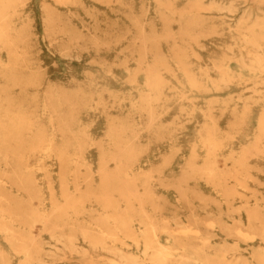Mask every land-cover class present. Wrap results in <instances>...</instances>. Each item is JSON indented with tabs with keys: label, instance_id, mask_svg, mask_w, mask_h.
<instances>
[{
	"label": "rangeland",
	"instance_id": "rangeland-1",
	"mask_svg": "<svg viewBox=\"0 0 264 264\" xmlns=\"http://www.w3.org/2000/svg\"><path fill=\"white\" fill-rule=\"evenodd\" d=\"M173 1L180 12L187 6L184 0H168L170 3ZM201 2L206 8H219L220 21L218 18L207 21V24L214 22L219 32L221 27L226 26L223 22L230 23V30H238L240 34H244L245 27H251L255 20L262 21L264 26V0ZM157 7L153 0H0V223L4 222L2 214L12 216L10 229L17 236L25 232L30 212L41 206L50 209L51 193L59 195L62 188L68 187L71 191L76 188L72 183L60 180V156L54 153L53 148L46 147L51 134L47 120L54 118L52 104L57 101L76 104L75 94L89 98L87 102L90 106L86 109L70 107L79 120L73 125L74 129L84 133L85 139L81 141L89 142L83 149V155L92 173L91 181L87 187L81 184L80 189L107 187L108 184L100 180L99 168L113 169L116 159L124 158L99 156L101 151H123L108 147L106 139L111 129L107 122L136 128L130 133L137 136L130 141L129 148L132 151L143 150L142 133L145 129L142 124L146 120L132 109L141 106L140 98L147 92L144 74H139L140 64L135 52L134 58L124 55H129L137 46L132 26L145 13L147 31L165 25V17L157 15ZM166 8L160 7L162 11ZM227 43L229 46L228 40ZM226 50L229 56L236 59L245 56L243 52H254L251 48L236 46ZM223 54L215 55L221 60ZM208 55L201 56L205 60ZM251 81L250 78L243 93H251L262 86ZM224 94L223 98L229 95L228 92ZM52 95L56 98L52 99ZM149 103L154 111L152 129L160 130L149 140L148 153L140 154L139 164L126 166L132 175H137L133 193L127 195L110 183L113 189L108 190L106 201L98 203L96 195L91 193H88L89 197L77 195L75 202L84 204L87 212L73 220L68 219L65 229L73 228L68 223L88 222L107 211L109 214L106 215L118 214L127 220V238L124 240L119 235L124 243L116 244L117 248L122 252L129 251L131 258L146 264H150L151 251L143 250L154 238L153 228L157 242L173 255L168 257L170 263L188 255L184 243L205 250L209 264H221L222 261L264 264V260L259 259L264 251V241L258 239L264 231V158L258 164L249 165L244 172L241 168L240 174L216 181L211 178L215 165L205 163L208 151L199 143L212 126L201 122L205 119L202 115L211 111L214 117L223 118L219 129L227 134L220 159H224L228 152L237 155L247 142H256L251 138L256 136L257 108L251 115L247 114L246 121L251 126L240 125L235 130H229L225 121L231 120V113L241 115L244 106L253 105L240 100L221 106L201 103L177 107L155 102L154 99ZM57 110L70 119L65 115L69 112L67 109ZM190 113H194L196 118L190 124L199 128L188 129L187 132L185 129L181 138L173 140L174 125H179L174 123L175 120L182 124V118ZM183 124L188 125L186 122ZM192 131L199 135L194 142L198 145L199 159L204 161L198 166L199 172L202 177H211L201 185L180 187L176 179L186 173L188 166L181 162L166 166L162 161L170 158V152L175 148L173 142L184 145L191 138ZM54 141L56 145H65L73 143L74 139L61 141L56 136ZM158 142L163 146L155 150L154 145ZM45 150L51 155H41ZM190 152L180 148L175 153V160L188 157ZM232 165L227 162L225 167L232 169ZM146 175L153 176L149 185L145 182ZM48 177H51L50 184L46 181ZM61 182H64L62 186ZM108 203L113 206L102 209ZM51 241L49 236L45 242ZM135 242H138V247ZM76 243L77 254L70 262L59 258L63 252L69 253L64 242L55 243V247L52 242L46 245L49 251L44 264H121L114 254L91 249L80 238ZM11 248L12 245L0 232V261L3 259L9 264H18L21 255Z\"/></svg>",
	"mask_w": 264,
	"mask_h": 264
},
{
	"label": "bare ground",
	"instance_id": "bare-ground-1",
	"mask_svg": "<svg viewBox=\"0 0 264 264\" xmlns=\"http://www.w3.org/2000/svg\"><path fill=\"white\" fill-rule=\"evenodd\" d=\"M166 1V2H164ZM153 0L158 6L157 15H164L165 25L162 27L155 26L153 29L146 30V22H148L146 13L144 16L138 19L136 25L132 26V30L137 40V46L133 48V52L129 55H124L134 58V52L137 54V62L140 64V73L144 74V86H146V93L140 98L141 106L132 109V112L140 114L141 118L146 122L142 124L144 128L143 136V150H131L130 141H133L137 135L130 134L136 128L127 127L125 124H117L115 122H107L110 126V132L107 135L106 142L108 147H117L123 150L99 152V156L105 158L123 157V160L116 159L114 162L115 167L108 169L106 167H100L98 173L102 183H107V187L98 188L97 190H82L83 186H89L88 182L91 180V170L87 167L86 157L83 155L84 147L89 144L88 141H81L85 139V135L82 132L76 131L73 125L79 120L74 111H70V107L78 109H86L90 105L88 104V97L83 94H75L74 98L78 100L76 104L68 105L66 102H56L52 104L54 111L53 119H48L47 123L50 127V139L46 147L53 148L54 153L60 156L59 170L61 174V181L70 182L76 186L75 190L71 191L68 187L62 188L59 195L54 193L50 194L52 205L50 209L45 206L39 207L36 211L28 214L29 223L20 236H17L14 231L10 229L12 216L4 217V222L0 223V232L5 236V239L12 245L11 250L16 254L21 255V259L18 264H44L46 262L49 249L46 245H52L55 247V243L64 242L68 248L69 253L61 254L59 257L64 261L74 259L76 253V240L86 241L91 249L102 250L109 254L117 256L121 264H146L143 261L130 257V252L120 250L116 244L121 243L119 237L123 239L127 238L126 235V221L119 217L118 214H109L104 211V214L99 215L97 219H90L82 221L76 224H70L73 228L66 230L68 219L84 215V204H80L76 201V197L87 196L88 193L96 195V201L98 203L106 201L108 196V190L115 189L124 191L127 195L133 193L134 180L137 175H132L131 171L126 166L138 165L141 161V153H148L149 140L152 135L157 134L160 129L153 130L152 125L154 123V111L150 108V100L161 104H167L169 106H190L199 105L205 103L208 105H223L227 102L242 101L246 102L252 107H245L240 113H231V120L225 121L229 130H235L238 126L249 127L251 126L249 121H246L247 114L251 115L252 111L257 108V116L259 120L254 125L256 136L251 139H255L256 142H247L243 149L235 155L229 152L225 155L224 159H220L219 154L224 148V142H226L227 134H224L219 127L223 124V118L214 117L212 112H207L202 116L203 124L210 123L207 132L201 137L199 142L201 147L208 151V158L205 163H212L215 166V172L212 175V179L218 181L226 177L240 174V169L249 168L251 164H258L260 159L264 158V26L260 20H255L251 27H245V33L240 34L239 31H231V25L228 22H223L226 26L221 27L220 32L216 29V24L211 22L207 24L208 20L220 21L221 14L219 8L215 6L204 7L201 0H184L186 7L180 10L175 6L174 2H168V0ZM228 1V0H227ZM237 1V0H234ZM240 1V0H239ZM249 0H241L246 3ZM173 5V6H172ZM166 8L164 11L160 7ZM204 10L210 11L205 13ZM204 12V13H203ZM218 13V14H217ZM248 24V22H244ZM207 25H209L207 27ZM227 40L229 46H227ZM231 46L251 48L254 52H243L245 56H241L236 59L233 56H229L227 48L230 50ZM222 59L218 60L215 54H222ZM210 54L204 60L201 55ZM241 53V55H243ZM233 64V68L231 67ZM140 76V75H139ZM253 84H260L259 88H255L251 93H243L242 90L247 85L250 78ZM135 79V75H132ZM228 92L226 98L224 93ZM234 94V95H233ZM52 99L56 98L55 95L51 96ZM63 108L69 111L65 115L70 116V119L65 117L62 112L57 109ZM74 116V119L72 117ZM195 114L190 113L182 118L183 123L176 119L173 129V140L175 137L181 138L184 130H193V128H199L198 125L190 124L195 120ZM55 123L57 126H55ZM173 123V124H174ZM190 124V125H189ZM163 130V129H162ZM185 132V133H186ZM223 132V134H222ZM191 138L183 145L182 142L174 143V150L170 152V158L162 161L163 165H179V162L183 165H187L188 169L186 173L182 174L176 183L180 187L202 184L208 181L209 176L202 177V173L199 172L198 166L204 164V161L199 159L197 154L198 145L194 140L199 137L196 132H191ZM60 137L61 141H66L73 138V143H67L65 145H56L54 138ZM53 139V141H52ZM225 140V141H224ZM162 142V141H160ZM155 144V150H158L163 145ZM91 144V143H90ZM170 144V143H169ZM101 147V145H99ZM186 148L190 152L187 157L175 160V153L180 148ZM170 148V147H169ZM41 155H51L48 151H43ZM40 155V156H41ZM235 155V156H234ZM237 157V160H234ZM140 160V161H139ZM227 162L232 163V169H227L225 164ZM239 169V171H238ZM153 176L146 175V185L152 182ZM47 183H51V177L47 178ZM110 183H113V187ZM64 182H61V186ZM148 187V186H146ZM153 187V186H151ZM177 189V188H176ZM93 191V192H91ZM179 192V190H177ZM57 197L59 199H57ZM59 200V201H57ZM104 205V204H103ZM102 206V205H101ZM113 205L110 203L102 206V209L111 208ZM104 209V210H105ZM154 210H158L155 208ZM205 211L206 209H202ZM89 213V212H88ZM63 217L61 219L60 216ZM105 215V216H104ZM74 216V217H73ZM104 216V217H102ZM67 219L66 222L62 221ZM93 218V217H92ZM107 223V224H105ZM38 225L37 230H34ZM154 227V224H152ZM50 236L51 242H45L47 237ZM152 235L154 238L146 244L144 252L151 251L150 264H209L208 254L202 248H192L184 244L185 250L188 255L173 262H169L168 257H173L170 252L163 250V246L155 239L156 231L152 229ZM255 237L254 235H252ZM260 240L264 241V231L259 234ZM126 240V239H124ZM123 242V241H122ZM205 241H203L204 243ZM109 243V244H108ZM124 243V242H123ZM135 246L138 247V242H135ZM259 259L264 260V251L260 253ZM223 258V257H222ZM264 263V261H263ZM0 264H9L5 260H1ZM221 264H231L223 262Z\"/></svg>",
	"mask_w": 264,
	"mask_h": 264
}]
</instances>
